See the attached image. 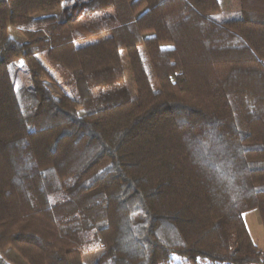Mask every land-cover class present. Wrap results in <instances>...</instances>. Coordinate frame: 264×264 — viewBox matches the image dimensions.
Segmentation results:
<instances>
[{
    "label": "trees",
    "instance_id": "1",
    "mask_svg": "<svg viewBox=\"0 0 264 264\" xmlns=\"http://www.w3.org/2000/svg\"><path fill=\"white\" fill-rule=\"evenodd\" d=\"M223 1L0 0L1 252L264 264V0Z\"/></svg>",
    "mask_w": 264,
    "mask_h": 264
},
{
    "label": "rangeland",
    "instance_id": "2",
    "mask_svg": "<svg viewBox=\"0 0 264 264\" xmlns=\"http://www.w3.org/2000/svg\"><path fill=\"white\" fill-rule=\"evenodd\" d=\"M222 7H223V13L219 16V21H226L229 19L234 18L233 14L239 10V0H225L222 2ZM59 19H63L61 12L57 13ZM23 27L20 28H12L10 30V35L17 39V40H23V36L21 34ZM100 37H93L91 39L85 40V41H80V44H87L90 42H95L99 39ZM141 53L144 56V59L146 62H148V57L146 55L145 49H140ZM45 57H43L44 59ZM16 60V59H15ZM14 60V61H15ZM17 61V60H16ZM45 61V59H44ZM46 65L51 69V71L54 73V75L59 79L60 82H62V71H57L56 68L51 65L47 60L45 61ZM20 66V75H19V81H18V86H30L31 85V79L29 76L28 68L25 64L21 62H17ZM126 70V78L130 86H132V79L131 76L129 75V70ZM162 86L166 92L167 97L171 100L174 101V94L172 91V82L171 80H163L161 81ZM48 87L57 95L61 96L59 92H57L52 85L48 83ZM64 200L62 196L55 197L53 199L54 203H60ZM245 221L247 222L248 227L251 229V231L255 234V243L259 247L260 250H264V228L260 219V214L258 210H253L246 214L244 217ZM83 255H84V264H95L98 257L101 254V249L99 244L95 243L92 245L88 246H83L81 248ZM0 257L3 258L8 264H26L21 258L14 252V250H8L5 252L0 251ZM178 261H182V258H178ZM199 261V262H198ZM197 262H189L185 260L186 264H196V263H202V264H212L207 261H201L198 260Z\"/></svg>",
    "mask_w": 264,
    "mask_h": 264
},
{
    "label": "crops",
    "instance_id": "3",
    "mask_svg": "<svg viewBox=\"0 0 264 264\" xmlns=\"http://www.w3.org/2000/svg\"><path fill=\"white\" fill-rule=\"evenodd\" d=\"M249 213V212H248ZM248 213H246V214H248ZM246 214L244 215V217L246 216ZM261 219V218H260ZM246 224H247V222H246ZM247 227H248V225H247ZM248 230H249V232H250V234H251V236H252V239L254 240V242H255V234L251 231V229L248 227ZM256 244V243H255ZM264 251V250H263ZM177 259L178 258H176L175 259V262L173 263V264H186L185 263V259H182V261H178L177 262ZM199 262V261H198ZM196 264H202V263H196Z\"/></svg>",
    "mask_w": 264,
    "mask_h": 264
}]
</instances>
